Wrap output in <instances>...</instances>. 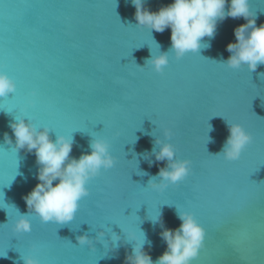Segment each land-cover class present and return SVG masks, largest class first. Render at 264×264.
Here are the masks:
<instances>
[{
	"label": "water",
	"instance_id": "1",
	"mask_svg": "<svg viewBox=\"0 0 264 264\" xmlns=\"http://www.w3.org/2000/svg\"><path fill=\"white\" fill-rule=\"evenodd\" d=\"M172 2L145 0L144 8L156 12ZM249 5L256 25L264 24V0ZM229 6L230 0L225 11ZM135 11L131 0H0V71L17 89L0 97V253H7L0 264L37 258L33 245L46 264H126L134 243L126 241V232L140 239L145 233L151 246L145 243L144 251L155 261L167 245L151 218L161 213L164 228L176 229L177 209L194 213L206 229L191 264H264V65L250 72L215 62L229 58L234 29L246 20L218 21L214 37L202 38L209 47L180 60L170 51L159 74L137 65L150 58V47L153 55L170 49L171 29L138 27ZM21 116L50 128L53 141L72 136V158L89 153L91 139L103 138L116 163L89 181L90 194L72 221L42 223L29 214L31 232L17 234L15 220L29 213L24 196L39 182L34 150L14 148L9 123ZM225 120L253 136L236 161L212 156L229 135ZM164 129L172 133L166 142L176 157L191 161V172L156 191L148 180L167 162L149 156L150 165L143 154L151 153L156 137L165 139ZM232 220L240 222L217 229L218 222ZM234 228L247 231L244 245L230 242ZM101 230L104 244L96 239ZM111 232L121 237L115 250H108ZM85 234L94 249L78 244L76 237Z\"/></svg>",
	"mask_w": 264,
	"mask_h": 264
},
{
	"label": "clouds",
	"instance_id": "2",
	"mask_svg": "<svg viewBox=\"0 0 264 264\" xmlns=\"http://www.w3.org/2000/svg\"><path fill=\"white\" fill-rule=\"evenodd\" d=\"M227 2L228 0H173L171 4L151 12L144 8L145 0H131L136 9V26L160 33L166 28L171 29L170 49L153 55L150 47V58L145 60L143 67L137 65L138 68L151 66L154 72L162 74L169 64L170 51L176 60H180L190 52L196 53L201 48L209 47L208 44L201 43L202 38H213L217 22L227 17H243L246 23L234 29L236 42L227 45V51L231 53L229 58L226 61L215 62L231 69L246 66L250 72L264 65V24L256 25V15L250 10L249 0H230V6L225 11ZM156 44L160 49V45ZM15 91V81L7 73L0 71V97H6L8 93ZM225 122L229 135L221 151L212 156H222L226 161H236L253 142V136L241 124L229 123L226 120ZM9 127L15 136L16 152L25 149L32 153L34 150L38 165L36 178L39 181L24 196L29 213L20 214L13 224V232L20 234L31 231L29 214L39 217L42 223L52 221L63 225L72 221L79 209V202L89 195L87 186L89 181L99 176L101 170L111 169L116 163L109 150L108 141L103 138L91 139L90 152L82 153L77 159L70 157L74 142L72 136L57 135L53 141L49 136L50 128L47 126L38 128L29 119L26 122L24 116L15 117L9 123ZM211 131L212 126L208 124L207 143L211 139L208 136ZM171 135L169 129H164L165 139L156 137L151 153L143 154L150 165L152 161L149 156H154L158 162H167L165 167L159 168L156 176H150L148 180V187L156 191H163L169 185L179 184L191 172V161L178 159L173 144L166 142ZM4 140L8 144L13 143L7 133L4 134ZM54 181L58 183L54 185ZM177 217L181 223L176 229L164 228L161 213L151 218L154 224L160 223L163 229L160 236L167 245L166 250L155 261L144 251L145 243L151 246L145 233L141 231L143 239H140L135 233H125L122 229L126 234V241L134 242L131 254L125 257L126 264H191L192 259L203 247L205 230L191 212L177 209ZM104 236L105 230L98 231L96 239L104 244L102 239ZM120 239L119 235L111 232V239L107 240L110 245L108 250H115ZM76 240L81 246L93 248V242L86 234L77 236ZM20 259L23 264H40L32 255L20 256Z\"/></svg>",
	"mask_w": 264,
	"mask_h": 264
},
{
	"label": "snow or ice",
	"instance_id": "3",
	"mask_svg": "<svg viewBox=\"0 0 264 264\" xmlns=\"http://www.w3.org/2000/svg\"><path fill=\"white\" fill-rule=\"evenodd\" d=\"M17 91V89H16ZM16 91L14 93H16ZM231 162V161H229ZM90 194V193H89ZM6 208V207H3ZM7 209V208H6ZM241 210H237V214L240 212ZM195 214L193 213V216ZM240 221L239 220H232V221H224V222H218L217 223V229H219L220 227H222L224 224L226 223H231V224H238ZM203 227V226H202ZM204 228V227H203ZM205 230V236H206V229ZM31 232V231H30ZM249 239V235L247 233L246 230H244L243 228H234L232 230L231 236H230V242L233 245H236L237 247L242 246L246 243V241ZM32 251L37 253V259L39 260L40 264H46L45 260L43 259L42 256L39 255L40 249L36 246L33 245L32 246ZM7 253H0V256H5ZM198 259V255L192 259L191 262L195 261Z\"/></svg>",
	"mask_w": 264,
	"mask_h": 264
}]
</instances>
